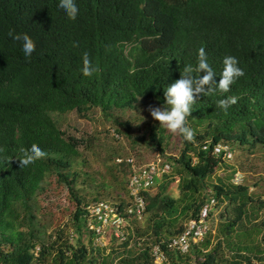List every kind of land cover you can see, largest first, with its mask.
Returning <instances> with one entry per match:
<instances>
[{
	"label": "trees",
	"instance_id": "16d2710c",
	"mask_svg": "<svg viewBox=\"0 0 264 264\" xmlns=\"http://www.w3.org/2000/svg\"><path fill=\"white\" fill-rule=\"evenodd\" d=\"M75 3L79 12L70 20L59 0H0V264H154L150 245L180 233L212 196L208 233L186 253L167 249L170 264H262L264 195H254L257 180L241 174L235 183L234 176L257 177L263 167H254L256 160L222 165L230 159L202 144H249L248 155L264 145V0ZM10 30L35 42L30 58ZM201 47L217 82L227 56L245 75L227 93L196 97L187 118L194 139L176 133L182 145L176 156L166 154V129L153 119L144 123L138 140L158 150L170 170L143 192L146 209L141 219L128 218L126 240L111 236L94 246L84 206L105 196L126 206L131 167L116 152L100 173L77 166L80 146L91 148L93 140L60 128L51 113L87 117L99 110L108 119L142 104L163 106L164 90L184 66L197 65ZM85 52L101 69L90 77L82 74ZM229 96L238 100L225 112L216 105ZM130 127L125 120V132ZM34 143L46 157L20 169V149ZM175 180L177 195L169 190Z\"/></svg>",
	"mask_w": 264,
	"mask_h": 264
},
{
	"label": "rangeland",
	"instance_id": "374dc122",
	"mask_svg": "<svg viewBox=\"0 0 264 264\" xmlns=\"http://www.w3.org/2000/svg\"><path fill=\"white\" fill-rule=\"evenodd\" d=\"M155 105L156 107H161L159 103H155ZM148 107L149 105L144 106L142 104L137 109L131 111L130 115H127L126 111H118L115 114V118L108 119L105 118L99 110L89 114L87 117H79L74 112H53L51 115L60 128L67 130L68 132H73L76 136H82L85 139L90 137L93 140V147L91 146V148L80 146L77 166L87 169L88 171L90 170V172L100 173L107 156L115 152L120 154L121 157L133 158L134 162L138 164L147 163L156 159H160L164 162L163 156L158 150L147 148L146 143L137 138L144 134V123L146 121H152V117L147 111ZM125 120H128L131 125L127 132H125L124 128ZM195 120L197 119H193V121ZM106 130L109 132L106 133ZM166 135H169V145L166 154L173 156L178 155L182 145L180 144L176 133H171L166 130ZM229 145L233 151V159L225 160L222 165H230V163H232L236 166L237 161L238 166L247 165L249 167L251 164H254L256 160L257 163L253 166L263 167L260 168L257 177H254L251 174L246 175L244 172H241V174L243 177H246L248 183H253L257 180L252 187L253 191H255L254 195H264V170L262 171L264 166H261L264 164V145L258 144L256 146V154L253 155L247 154L248 150H246V148L249 144L239 145L234 142ZM224 173L225 171L221 169L213 179L216 180L218 177H222ZM160 174L161 173L156 175L155 180H160ZM163 177L165 178L167 175H164ZM169 190L173 195H177V180L171 183ZM101 199L111 200L107 196L102 197ZM64 217L63 221L65 222V228L68 231V229H70V227H68L70 222L69 216L65 215ZM260 219L264 220V211H262ZM262 246H264V243H262ZM258 262V260H254V264H258ZM262 264H264V261Z\"/></svg>",
	"mask_w": 264,
	"mask_h": 264
},
{
	"label": "clouds",
	"instance_id": "9594fccd",
	"mask_svg": "<svg viewBox=\"0 0 264 264\" xmlns=\"http://www.w3.org/2000/svg\"><path fill=\"white\" fill-rule=\"evenodd\" d=\"M57 6L59 9L63 10L68 19H76L79 9L75 0H59V4ZM8 36L14 41L22 42V51L26 58H30L32 53L36 50L35 42L26 33L14 34V30H10L8 32ZM82 63V74L86 77H90L101 71L99 65L94 64L89 58V54L87 52L83 54ZM222 63L223 68L219 75V81L217 82L215 79L217 74L208 62L205 49L201 47L198 50L197 65L195 67L192 65L184 66L180 72V78L171 83L164 90L165 103L163 106L148 107L147 111L152 119L159 123V127H163L171 133H178L182 135L186 141H192L194 139L195 133L187 126V118L192 112V105L196 103V97L200 94L210 96L217 92L227 93L230 91L231 86L237 81V79L245 75L244 71L238 67V60L235 57L227 56L223 59ZM194 73H199V75H193ZM200 73H203V75L201 76ZM237 100L238 97L229 96L224 99H220L216 106L226 112L231 105L237 103ZM2 151L3 149H0V152ZM20 152L22 153V157L18 160L20 169L34 164L36 161L45 158L47 155L35 143L32 144L29 149L21 148ZM232 159L233 151L232 158L230 160ZM117 160L119 161L121 159L119 158ZM237 174L241 175V172H236L235 176Z\"/></svg>",
	"mask_w": 264,
	"mask_h": 264
},
{
	"label": "built area",
	"instance_id": "2783aa9c",
	"mask_svg": "<svg viewBox=\"0 0 264 264\" xmlns=\"http://www.w3.org/2000/svg\"><path fill=\"white\" fill-rule=\"evenodd\" d=\"M209 148H212L211 152L216 156L232 158V151L226 143L218 142L211 146L210 142L206 141L202 144V150L207 151ZM126 160L131 166L128 181L130 202L122 209L116 203L103 199L92 201L84 206L87 226L96 233L94 246H105L111 236L119 242L126 240L129 235L128 218L141 219L146 209L143 192L154 186L156 175L170 170V163L162 162L160 159L143 164H137L133 158ZM240 177L241 175L237 174L234 182H239ZM215 204L216 199L213 196L210 197L200 207L197 217L190 219L180 233L152 243L150 252L153 263L170 264L167 249L186 253L192 244L203 240L209 231L207 218ZM38 249L37 247L36 250Z\"/></svg>",
	"mask_w": 264,
	"mask_h": 264
}]
</instances>
